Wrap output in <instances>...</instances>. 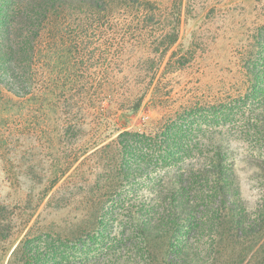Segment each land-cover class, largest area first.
Wrapping results in <instances>:
<instances>
[{"label": "trees", "instance_id": "trees-1", "mask_svg": "<svg viewBox=\"0 0 264 264\" xmlns=\"http://www.w3.org/2000/svg\"><path fill=\"white\" fill-rule=\"evenodd\" d=\"M161 14L152 0H0V100L36 107L35 122L48 117L66 144L62 164L29 195L33 208L15 234L7 200L0 202V242L9 241L0 264H264V26L245 47L233 103L198 102L130 130L116 122L118 112H137L146 99L164 105L158 72L119 77L92 72L88 63L111 64L101 52L108 27L115 37L118 25L141 33ZM167 18L169 31L157 34L160 65L175 57L180 10L174 6ZM133 78L146 83L122 88V79ZM204 120L209 132L197 137ZM226 125L240 128L262 186L253 210L234 183L232 135L217 133ZM59 183L66 198L84 194L63 207L80 215L64 229L50 223L53 230H44L31 219L45 199L53 205Z\"/></svg>", "mask_w": 264, "mask_h": 264}, {"label": "rangeland", "instance_id": "rangeland-1", "mask_svg": "<svg viewBox=\"0 0 264 264\" xmlns=\"http://www.w3.org/2000/svg\"><path fill=\"white\" fill-rule=\"evenodd\" d=\"M152 1L161 8V16L164 17L143 26L141 33L135 30L134 25H118L122 35L115 37L111 33L115 28L108 27L104 45L109 47L104 51L103 45L101 52L109 56L111 64L108 59L103 62L100 58L88 63L92 72L103 69L119 77L132 74L144 76L158 72L164 105L155 107L146 99L137 112H118L120 119L116 122L127 125L130 130H143L150 126L152 121L172 116L181 108L195 106L198 102L199 106L213 100L218 103H233L234 96H237L242 87L240 68L245 47L253 43L256 30L264 26V0ZM174 6L181 13L179 38L172 49L175 57L168 64L169 53L160 65L155 60L158 55L157 34L160 31H169L172 21L167 15ZM118 43L123 45L120 50L116 48ZM100 62L103 64L100 65ZM133 79L135 81L128 83L122 79V88L146 83L137 78ZM38 110L34 106L22 110L17 103L0 100V202L7 200V214L14 216L8 231L14 232L13 234L21 226L20 219L31 213L34 201L29 195L34 197L40 192L46 185L47 172L62 164L66 157V144L56 140L53 131L55 127L48 117L39 120L40 124L35 122ZM110 110L116 112L114 107H110ZM213 120L220 123L219 119L208 118L210 122ZM208 121H203L197 137L208 134ZM220 131L221 135H232L229 154L234 165V183L242 203L253 210L260 204L262 186L257 181L256 169L251 165L248 145L239 139L241 131L237 125L233 128L229 125L223 129L217 128V133ZM61 184L59 183L51 193L55 195L53 205L46 206L48 199H45L32 217L31 223L37 221L44 230L52 229L50 223H55L63 229L75 223L80 215L79 209L63 207L74 199H80L84 194L78 189L73 191V197L66 198V188ZM122 196L124 200L131 199L129 194ZM20 198L23 201L16 203ZM68 198L70 201H67ZM57 204H60L61 208L52 207ZM107 240L109 239H106V243ZM8 243L9 241L0 242V247L9 246ZM128 246V243L122 245L123 250L126 251Z\"/></svg>", "mask_w": 264, "mask_h": 264}]
</instances>
